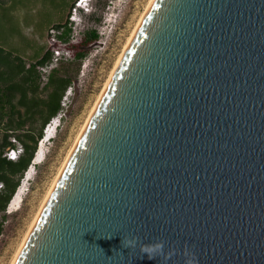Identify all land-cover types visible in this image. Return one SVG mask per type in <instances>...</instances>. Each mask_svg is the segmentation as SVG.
<instances>
[{"label": "water", "instance_id": "obj_1", "mask_svg": "<svg viewBox=\"0 0 264 264\" xmlns=\"http://www.w3.org/2000/svg\"><path fill=\"white\" fill-rule=\"evenodd\" d=\"M15 264H264V0H154Z\"/></svg>", "mask_w": 264, "mask_h": 264}, {"label": "rangeland", "instance_id": "obj_2", "mask_svg": "<svg viewBox=\"0 0 264 264\" xmlns=\"http://www.w3.org/2000/svg\"><path fill=\"white\" fill-rule=\"evenodd\" d=\"M74 2L76 0L70 2L69 0H33L18 7L19 12H17L15 20H19L20 23L15 24L17 30L15 37L18 36L19 39L23 36L35 37L36 39L38 36L37 32L26 27L25 16H22L28 8H30L28 12H31L32 15L29 18L36 19L39 28H43L49 21H56V19L59 22L64 20L67 24L74 13L72 17L74 21L70 25V39L62 45V52L73 58L75 52L83 51L85 57L81 61L77 78L66 89L61 98V110L44 125L43 133L46 128H52L55 124H58V127L54 129L55 133L53 132L52 139L43 144L45 157L38 166H35L34 171H31V179L24 187L25 193L20 208L17 211L8 213L7 206L6 210L0 213V222L2 223L0 264L12 263L53 181L61 170L67 155L74 147L78 134L85 125L118 58L150 0H92L88 4V9L80 12L76 11V13L73 10ZM89 12L90 15L87 14ZM3 15V10H0V43L6 45L5 48H2L4 55H10L12 48H8L6 43L11 36L12 29L11 24L4 21L6 17ZM87 31L96 32L97 38L95 41L83 42ZM19 44L22 46L23 42L21 41ZM19 52H22V50H19ZM14 57L20 59L18 55ZM1 78H3V75H0ZM36 85L38 87L37 91L28 93V98L46 100L49 90H45L43 88L44 84L39 80L36 81ZM1 87H3V84L0 82ZM16 96L18 98L19 94ZM16 100H14V104H16ZM17 109L21 112L24 111V108L19 106H17ZM39 110H43V113L40 114ZM3 114V118H0V144L2 143L4 129L9 121V106H5ZM46 115L45 108L41 105L38 106L33 115L27 120L24 131L28 130L33 135L37 134ZM14 119L17 120V117H14ZM24 131L9 132V134L10 137L22 136ZM8 148L10 147L2 150L1 157ZM24 176L25 173L20 178L19 185L22 183Z\"/></svg>", "mask_w": 264, "mask_h": 264}, {"label": "trees", "instance_id": "obj_3", "mask_svg": "<svg viewBox=\"0 0 264 264\" xmlns=\"http://www.w3.org/2000/svg\"><path fill=\"white\" fill-rule=\"evenodd\" d=\"M75 3V2H74ZM91 14V13H90ZM88 14V15H90ZM72 24V23H71ZM70 22L53 26L60 31L58 39L63 43H67L70 39L71 29ZM52 28V27H51ZM86 36L83 42L90 40L95 41L97 34L95 31L85 32ZM48 37V32H47ZM48 45V44H47ZM3 49H0V75L3 78L0 82L3 87L0 88V118L2 119L5 106H9V121L4 129L2 143L0 144V153L7 147H12L13 144L9 141V132L24 131L27 120L33 115L38 106L45 108L46 117L42 121V125L37 134L33 135L30 131H24L22 136H15L23 147V153L16 161H9L1 157L0 154V181L3 182L5 188L0 194V213H3L19 187V180L23 173L27 171L33 160L37 150L39 141L42 139L44 125L55 117L61 110V98L72 82L77 78L82 59L85 57L83 51H77L71 60H61L58 65L50 72L47 82L43 85L45 90H49L46 100H34L28 98V93H35L38 89L36 81H40V75L36 69L37 66H42L50 61L51 53L48 48L44 56L37 62L24 64L21 59L12 58L11 55H3ZM17 94L19 97L17 98ZM17 99V100H16ZM16 100V104H14ZM17 106L24 108L21 112ZM42 114L43 110H39ZM17 117V120L14 119ZM2 233V223L0 222V235Z\"/></svg>", "mask_w": 264, "mask_h": 264}, {"label": "bare ground", "instance_id": "obj_4", "mask_svg": "<svg viewBox=\"0 0 264 264\" xmlns=\"http://www.w3.org/2000/svg\"><path fill=\"white\" fill-rule=\"evenodd\" d=\"M153 2H154V0H150V2L148 3V5H147V7L145 9V12L143 13V15H142L141 19L139 20L138 24L136 25V27H135L133 33L131 34L130 38L128 39V41H127V43H126V45H125V47L123 49V52L121 53L120 57L118 58V60H117V62L115 64V67L113 68V70H112V72H111V74H110V76H109V78H108V80H107V82H106L101 94L99 95V98L97 99V101H96L91 113L89 114V116L87 118V121H86L85 125L83 126L82 130L78 134L74 147L71 149V151L67 155V158H66L61 170L59 171L57 177L53 181V184H52L48 194L46 195L43 203L41 204V207H40L35 219L33 220L32 224H31V226L29 228L28 233L24 237L22 244L20 245L19 249L17 250V252H16V254L14 256V259H13L11 264H15L19 254H20L21 250L23 249V247H24V245H25V243H26V241H27V239H28V237H29V235H30L35 223L37 222V220H38V218H39V216H40V214H41V212H42V210H43V208H44L49 196L51 195L53 189L55 188V186H56V184H57V182H58V180L60 178V175H61L62 171L66 167V165H67V163L69 161V158L71 157L73 151L75 150V148H76L81 136L85 132L89 121L91 120V118H92V116H93V114H94L99 102L101 101V99L103 97V94L105 93V91H106V89H107L112 77L114 76L117 68L119 67V65H120L124 55L126 54L128 48H129V46H130V44H131V42H132V40H133V38H134V36L136 34V32L138 31L139 27L141 26L146 14L149 11V9H150L151 5L153 4ZM57 127H58V124H55L52 128L48 127V128H46L44 130L43 137L45 136V139H47V138H49V139L45 140L42 137V139L39 141L38 146H37V150H36V152L34 154V157H33V160L31 162V165H30L28 171L25 172V176L22 179V183L17 188L15 194L13 195V197H12V199H11L9 205H8V208H7L8 209V213H12L14 211H17L20 208V205L23 202V195L25 193V188L24 187H25L26 183H28L29 180L31 179V171H34L35 166H38L43 161V159L45 157V151L43 149V144L46 141H50V139L52 138V134L54 132V129H56Z\"/></svg>", "mask_w": 264, "mask_h": 264}, {"label": "crops", "instance_id": "obj_5", "mask_svg": "<svg viewBox=\"0 0 264 264\" xmlns=\"http://www.w3.org/2000/svg\"><path fill=\"white\" fill-rule=\"evenodd\" d=\"M31 1L33 0H0V10H3L4 12L3 16L6 17L4 21H6L8 24H11L10 27L12 29L11 36L8 42L6 43L8 48H12V50L9 49L12 51L11 53L12 55L10 54L11 55L10 57L12 59V58H16L14 57L15 55H18L19 56L18 58H20L24 62V64L27 66L29 64H33L39 61L46 53V50L48 48V45H47L48 30L51 27L63 24L64 22V20H62L61 22H59V20L57 19L56 21L51 20L45 26H43V28H39L38 21L36 19L32 20L31 18H29L32 15L30 14L31 12H28L30 11V8H28L26 9L27 11H25V13L22 16H25L26 27L31 28L32 30L37 32L38 36L36 39L35 37L28 38L25 36L21 37L20 39L18 38V36L15 37V34L17 32L15 28V24L19 22V20H15V18L17 17V12H19L18 7L21 6V4L24 5L25 2L27 3ZM70 1L71 0H69V2ZM67 14H68V11H67ZM12 22H15V23L12 24ZM21 41L23 42L22 46L19 44V42ZM5 46L6 45H2L0 43V49L5 48ZM19 50H22V52H19Z\"/></svg>", "mask_w": 264, "mask_h": 264}, {"label": "built area", "instance_id": "obj_6", "mask_svg": "<svg viewBox=\"0 0 264 264\" xmlns=\"http://www.w3.org/2000/svg\"><path fill=\"white\" fill-rule=\"evenodd\" d=\"M88 9V0H76L74 3L73 10L76 11H85ZM74 16V13L72 14V17ZM69 20L70 24L74 21ZM60 31L56 30L54 27L50 28L48 30V37H47V44H48V50L51 53V59L49 62L42 66H37L36 69L40 75V82L45 84L47 82L48 76L52 69H54L58 63L63 61L71 60L72 58L66 54H63L62 52V41L58 39V35H60ZM9 141L13 144L12 147L8 148L5 153L3 154V158L9 161H16L20 155L23 153V147L20 144V142L16 139L15 136H12L9 138ZM4 184L0 181V194L4 191Z\"/></svg>", "mask_w": 264, "mask_h": 264}, {"label": "clouds", "instance_id": "obj_7", "mask_svg": "<svg viewBox=\"0 0 264 264\" xmlns=\"http://www.w3.org/2000/svg\"><path fill=\"white\" fill-rule=\"evenodd\" d=\"M92 2V0H88V4H90ZM87 14H90V12L89 13H87ZM161 245H157V247H160Z\"/></svg>", "mask_w": 264, "mask_h": 264}]
</instances>
